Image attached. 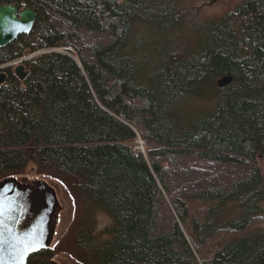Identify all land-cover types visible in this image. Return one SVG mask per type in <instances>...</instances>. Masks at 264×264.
<instances>
[{"label": "trees", "instance_id": "1", "mask_svg": "<svg viewBox=\"0 0 264 264\" xmlns=\"http://www.w3.org/2000/svg\"><path fill=\"white\" fill-rule=\"evenodd\" d=\"M4 3L37 16L0 65L55 50L0 86V180L63 186L65 251L80 264H264V0L195 24L181 0Z\"/></svg>", "mask_w": 264, "mask_h": 264}, {"label": "water", "instance_id": "2", "mask_svg": "<svg viewBox=\"0 0 264 264\" xmlns=\"http://www.w3.org/2000/svg\"><path fill=\"white\" fill-rule=\"evenodd\" d=\"M36 12L31 7H19L15 3L0 4V47H4L15 41L21 34L29 33L36 20ZM29 71L25 69L24 64H20L15 69V74L20 79H25ZM231 76L219 78L218 86L220 88L227 86L232 82ZM7 81V74L0 73V86ZM0 181V186L4 181ZM24 180V179H22ZM29 180V179H28ZM40 184V181L38 182ZM41 186V185H40ZM50 194V201L43 204L39 199L38 193L29 192V189L21 188L17 183H6L0 187V241L3 242V252H0V264H29L31 255L44 249H51L52 238L56 228V222L52 216L59 210L60 205L54 188L46 183ZM34 195L33 203H28L27 196ZM32 207V208H31ZM39 208L38 217L32 218L31 209ZM49 211V223L44 219V215ZM35 237L40 242L39 250L26 254V260L19 259V252L29 239ZM47 264H55L53 259Z\"/></svg>", "mask_w": 264, "mask_h": 264}, {"label": "rangeland", "instance_id": "3", "mask_svg": "<svg viewBox=\"0 0 264 264\" xmlns=\"http://www.w3.org/2000/svg\"><path fill=\"white\" fill-rule=\"evenodd\" d=\"M180 1V0H179ZM246 0H181L182 6L180 8V16L184 22L187 24H195L200 21L209 19V18H219L224 16L227 13H230L232 11H235L236 8L243 3ZM176 37L174 34L171 36V40L175 39ZM182 40L188 41L189 39L183 37ZM41 50L36 51L33 57L40 55L39 52ZM137 148H144V143L137 141ZM263 168H264V159H262L261 162ZM19 176L15 173H8L7 176ZM40 176V175H39ZM32 179L34 176H30ZM40 181L41 186L45 183L49 184L54 188L55 194L57 196V200L59 202L58 205H60L59 211H58V218H57V224L54 231V237L52 238V244H51V251L53 253V261L55 264H80L78 261H76L73 257H71L66 251H65V236L67 233V230L70 226V223L73 218V212H72V199L68 192H66L63 189V186L60 183H57L53 180H50L46 177L40 176L38 179ZM52 182L54 185H52L50 182ZM39 199L42 201L43 204H47L50 201V194L48 193L47 187H44L43 190L37 192ZM110 223V219L104 215L99 214V224L98 229L102 230L105 225Z\"/></svg>", "mask_w": 264, "mask_h": 264}, {"label": "flooded vegetation", "instance_id": "4", "mask_svg": "<svg viewBox=\"0 0 264 264\" xmlns=\"http://www.w3.org/2000/svg\"><path fill=\"white\" fill-rule=\"evenodd\" d=\"M10 69H13V67L11 65H8V67H6L3 70L7 74V79H8V72H9ZM6 178H7L6 181H4L5 184L8 183V182L17 183V184H19L21 186V188L29 189V192H31L30 194H32V193H36L37 194V192H39L38 190H40L42 188L38 182L33 181V179L30 178V177H25V176L19 175V176H12V177H6ZM22 179H24V180H22ZM2 180H5V179L3 178L0 181H2ZM50 183L53 184L52 182H50ZM4 185H2V186H4ZM44 185H46V183ZM2 186H0V187H2ZM30 194L27 196V201H28V203H31V204L33 203V205H32V207H33L35 205V201H33V198H34L35 194L34 195H30ZM39 211H40L39 208L31 209L32 218L38 217Z\"/></svg>", "mask_w": 264, "mask_h": 264}, {"label": "snow or ice", "instance_id": "5", "mask_svg": "<svg viewBox=\"0 0 264 264\" xmlns=\"http://www.w3.org/2000/svg\"><path fill=\"white\" fill-rule=\"evenodd\" d=\"M2 210H0V215H2ZM0 224H2V221H0ZM0 236H2V233H0ZM3 242L0 241V252H3ZM40 242L35 237H32L29 239L28 243L24 244L22 250L19 252V259L26 260V254H30L33 251L39 250Z\"/></svg>", "mask_w": 264, "mask_h": 264}, {"label": "built area", "instance_id": "6", "mask_svg": "<svg viewBox=\"0 0 264 264\" xmlns=\"http://www.w3.org/2000/svg\"><path fill=\"white\" fill-rule=\"evenodd\" d=\"M49 50H41L39 51L40 53H45V52H48ZM34 54H36L35 52L34 53H31L29 54L28 56H23L21 58H18V59H15L13 61H11L10 63L8 64H4V65H0V72L3 70L4 67H6L7 65H11V66H14V65H17L19 63H22L24 60L34 56Z\"/></svg>", "mask_w": 264, "mask_h": 264}, {"label": "bare ground", "instance_id": "7", "mask_svg": "<svg viewBox=\"0 0 264 264\" xmlns=\"http://www.w3.org/2000/svg\"><path fill=\"white\" fill-rule=\"evenodd\" d=\"M59 211V210H58ZM58 211L52 216V219L57 223ZM49 211L44 215V219L49 223ZM31 257V256H30Z\"/></svg>", "mask_w": 264, "mask_h": 264}]
</instances>
